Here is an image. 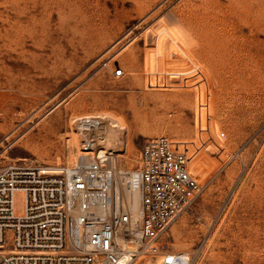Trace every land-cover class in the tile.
<instances>
[{
  "label": "rangeland",
  "instance_id": "obj_1",
  "mask_svg": "<svg viewBox=\"0 0 264 264\" xmlns=\"http://www.w3.org/2000/svg\"><path fill=\"white\" fill-rule=\"evenodd\" d=\"M219 1L226 11L220 15L236 23L214 35V50L207 48L199 64L180 55V40L193 32L176 29L182 14L197 18L212 11L202 0H0V170L23 160L71 164L67 136L78 133L81 152L87 137V126L73 116L97 113L121 123L129 135L126 151L115 154L123 171L139 168L149 137L167 136L187 155L201 193L170 226L166 248H139L133 264H155L182 250L189 252V264H264V30L257 53L243 54V12L229 13L234 10L226 6L235 0ZM79 15L101 25L91 34L77 33ZM215 47L223 51L216 55ZM120 68L124 76L117 79L113 72ZM182 74L191 86L188 103L180 91ZM197 85L200 95L208 89L215 95L200 111L206 124L195 115ZM213 119L221 131L211 135L204 129ZM109 134L110 149L117 136ZM13 198L14 215H24L25 192L17 190Z\"/></svg>",
  "mask_w": 264,
  "mask_h": 264
},
{
  "label": "built area",
  "instance_id": "obj_2",
  "mask_svg": "<svg viewBox=\"0 0 264 264\" xmlns=\"http://www.w3.org/2000/svg\"><path fill=\"white\" fill-rule=\"evenodd\" d=\"M113 76L123 77L124 70L115 69ZM82 122L85 150L74 163L23 160L0 170V264H119L133 246L164 250L170 226L199 197L202 188L187 155L167 136L149 137L140 166L131 173L130 185L142 202L133 215L125 207L117 169L106 159L114 152L91 137L103 130L104 119ZM17 190L26 195L22 216L13 211ZM189 257L169 252L165 263L188 264Z\"/></svg>",
  "mask_w": 264,
  "mask_h": 264
},
{
  "label": "bare ground",
  "instance_id": "obj_3",
  "mask_svg": "<svg viewBox=\"0 0 264 264\" xmlns=\"http://www.w3.org/2000/svg\"><path fill=\"white\" fill-rule=\"evenodd\" d=\"M11 1V0H10ZM203 3H204V8L207 6V8H211L210 10H212L211 12H209V9L207 12L209 13H206L204 10H203V15H201L200 17L198 16L197 18H195L193 15L190 17L189 15H184L182 14V19L180 20L181 22V25H179V29H176L177 31H180L182 33V35H185V34H188V33H194V36L191 38L190 36L191 35H185V37L183 38L182 35V39L180 40L181 42V56L186 58V59H189L192 63H199L201 64L200 62L201 59H203V55H205L207 52H208V49H209V52L210 51H213L214 47L212 45L213 43V40L215 39L214 38V35L217 34L219 32V30H223L224 27H226L227 25H232V27H234L236 21L235 20H232V19H229L228 16L225 14V16H221L220 14L221 13H225L226 11L224 10L223 11V7L224 5L221 3V1L219 0H202ZM230 3H232V5L235 3V6L231 5V4H227L228 6H226L227 10H234V11H231L229 13H232V12H235V11H240L242 10L243 12V40L238 44L239 45V51L240 49L243 51V54H253L255 50V48L259 45L258 43L260 42L259 41V38H258V34L259 32H262L264 30V0H235V2L233 3V1ZM231 7V8H230ZM225 8V7H224ZM200 9V8H199ZM206 9V8H205ZM74 11V10H73ZM241 12V11H240ZM241 12V13H242ZM82 15V14H80ZM79 15V16H80ZM84 15V14H83ZM233 15V14H231ZM242 15V14H241ZM73 16V15H72ZM196 16V15H195ZM235 16V15H234ZM238 15H236L234 18L236 19ZM80 17H83V16H80ZM79 17V18H80ZM240 17V16H239ZM242 17V16H241ZM74 18V17H73ZM77 18V16H75V19ZM74 19V20H75ZM94 19V18H93ZM239 18H237L238 20ZM176 20V19H175ZM179 20V19H178ZM241 21V20H240ZM179 22V21H178ZM167 24V23H166ZM172 24V23H171ZM174 24V23H173ZM178 23H176L175 25H177ZM241 24V22H240ZM76 25V24H75ZM98 25H101L100 23H94L93 21L91 20H88V17H83L81 19H78L77 18V30L78 32L77 33H81V34H91L92 32H94V30L98 29ZM238 25V24H237ZM239 26V25H238ZM166 27V26H164ZM169 27V26H168ZM171 27V25H170ZM159 29V28H158ZM162 29V28H160ZM159 29V31H160ZM173 29V27H172ZM226 29V28H225ZM233 29V28H232ZM236 29V28H234ZM240 29V28H238ZM245 29H248V33L247 31H245ZM221 30V31H222ZM80 31V32H79ZM157 31V30H156ZM163 29H162V34H163ZM241 31V30H240ZM168 33V31H166ZM176 32V31H174ZM231 31H229V34H230ZM236 32V31H235ZM239 32V31H238ZM170 33V32H169ZM168 33V35H169ZM173 33V32H172ZM177 33V32H176ZM220 33V32H219ZM241 33V32H240ZM221 34V33H220ZM235 34V33H233ZM172 35H175V34H172ZM223 35V34H222ZM231 35V34H230ZM237 35V34H236ZM235 35V37H236ZM178 36V35H177ZM216 36V35H215ZM221 37V36H220ZM223 37V36H222ZM225 37V36H224ZM228 36L226 35V38ZM241 37V38H242ZM7 38V37H6ZM172 38V37H171ZM175 38V37H174ZM172 38V39H174ZM218 38V37H217ZM230 38V37H228ZM232 38V37H231ZM165 39V38H164ZM233 39V38H232ZM175 40V39H174ZM219 40H221V38H219ZM218 40V41H219ZM224 40V38H223ZM228 42L230 41V39H226ZM172 41V40H171ZM222 41V40H221ZM219 41V42H221ZM237 41V40H236ZM235 41V43H236ZM259 41V42H258ZM215 42V41H214ZM217 42V43H219ZM223 42V41H222ZM232 42V41H231ZM10 43V42H9ZM8 43V44H9ZM177 43V42H176ZM224 43H227L224 41ZM7 44V45H8ZM220 44V43H219ZM219 44H217V46H219ZM176 45V44H175ZM215 45V43H214ZM225 45V44H224ZM257 45V46H256ZM261 45V44H260ZM216 46V47H217ZM228 45L226 44L225 47H227ZM235 46V45H233ZM256 46V47H255ZM175 47V46H174ZM215 47V49L218 51L219 48L221 49V47H219L218 49ZM224 47V46H223ZM236 47V46H235ZM264 47V46H263ZM2 48V47H1ZM208 48V49H207ZM229 48H232L231 46L227 47L226 49L228 50H225L226 52L228 51L229 52ZM238 48V47H236ZM211 49V50H210ZM258 49V48H257ZM236 50V49H235ZM260 50V49H259ZM259 50H258V53H259ZM15 51V50H14ZM17 51V50H16ZM15 51V52H16ZM180 51V50H179ZM215 51V52H217ZM219 51H223L222 50H219ZM218 51V52H219ZM224 51V53H225ZM233 51V50H232ZM208 52V54H209ZM214 52V53H215ZM217 52V53H218ZM213 53V54H214ZM257 53V51L255 52ZM254 53V54H255ZM178 54V55H179ZM212 54V53H211ZM220 52L216 55H219ZM231 54V53H229ZM242 54V52H241ZM215 55V56H216ZM223 55V53H222ZM226 55V53H225ZM236 55V54H235ZM214 56V57H215ZM229 56V55H228ZM228 56L226 59H228ZM257 56V55H256ZM135 57V56H134ZM231 57V56H230ZM234 57V56H233ZM248 57V56H247ZM246 57V58H247ZM207 58V57H206ZM219 58V56H218ZM224 58V57H223ZM224 58V59H225ZM237 58V57H236ZM184 59V60H186ZM213 59V58H212ZM210 59V64L213 65L214 63H211L213 62V60ZM217 59V58H216ZM220 59V58H219ZM231 59V58H229ZM233 59V58H232ZM183 60V61H184ZM208 60V59H207ZM223 60V59H222ZM215 61H218V60H215ZM228 61V60H227ZM244 61H247V60H244ZM249 61V60H248ZM252 61V60H251ZM207 62V61H206ZM209 62V61H208ZM207 62V63H208ZM224 63V60L221 61V63ZM216 63V62H215ZM228 63V62H227ZM244 63V62H243ZM206 64V63H205ZM204 64V65H205ZM223 64V66H224ZM207 65V64H206ZM215 65V64H214ZM220 67H221V64H219ZM245 65V63H244ZM191 66V64H190ZM208 66V65H207ZM189 67V66H188ZM216 67V66H215ZM214 67V68H215ZM213 68V70H214ZM222 68V67H221ZM227 68V66H226ZM225 68V69H226ZM182 69V68H181ZM184 69V68H183ZM186 69V68H185ZM219 69V68H217ZM224 70V68H222ZM216 71V70H215ZM206 73V72H205ZM210 73V72H209ZM215 73V72H214ZM262 73V71H261ZM209 77V76H208ZM214 77V76H213ZM211 78V77H210ZM182 84H181V87H182V95H186V97H184V99H182L183 101H185L186 103L189 102L190 100V96H191V86L188 85L187 83V80H186V77H183V74H182ZM211 80V79H210ZM214 81V80H213ZM152 82V81H151ZM153 83V82H152ZM178 85V84H176ZM201 85H204V83L202 82ZM196 89L195 91L197 90V88H200L199 85L195 86ZM194 87V88H195ZM193 88V89H194ZM210 88V87H209ZM205 89V88H204ZM178 91V93L180 92ZM194 91V92H195ZM177 93V94H178ZM201 93V92H200ZM207 96L206 94L205 95H200L199 92L196 91L195 94V115L199 116L200 119H202V121L205 123L206 119L205 117H201V113L200 111H202L203 109H205L209 104H212L213 101L215 100V95L213 94V92L208 89V92H207ZM181 93L178 95V96H182ZM193 97V95H192ZM191 97V98H192ZM179 99V98H178ZM181 99V98H180ZM83 99L81 98H78L77 100H75L74 102L75 103H78L79 105V102L82 101ZM175 100V99H174ZM182 102V101H181ZM215 102V101H214ZM191 104V103H190ZM76 105V104H75ZM184 106V105H183ZM191 107V106H190ZM193 109V107H192ZM183 110V109H182ZM179 112V111H178ZM88 118H95V120H98V119H104V127H103V132H107L106 130L110 131L108 132L111 133L109 134L110 136L114 135V136H117V139L114 140L112 139L111 141V147L110 149L112 150V152L114 153H111V157L110 156H106V159L109 160V161H112L113 163V166L115 169H117L116 171V175H117V178H118V181L120 184H122V186H120L122 188V192H123V195H124V204H125V207L126 209H128L133 215H138V213H140L141 209H142V202H141V196H140V193L136 190H134L130 183H131V173L134 172V170H126V171H123L118 165H117V159H116V155L115 154H122L124 153V151H126V144H127V141H128V138H129V135H126L127 133H125V131H123V129L125 128L123 125H120L121 123H116V122H113L112 120H109L110 117L106 118V116H104V114H94V115H86V116H73V122L76 121V124L78 125H82V126H85V122H82L83 120H87ZM98 118V119H96ZM81 120V121H79ZM206 124V123H205ZM208 124L210 125L209 127H205L204 130H208V134H213L215 131H221V129H218L217 128V122L213 119V120H210L208 122ZM76 125V126H78ZM81 126V127H82ZM216 126V127H215ZM79 127V128H81ZM86 127V126H85ZM225 133V132H224ZM222 133V134H224ZM78 133H75V132H72L68 137V141L69 142V151H67L68 153L66 154L67 155V161H73L72 163H74L81 154H83L81 152V147H83L81 145V141L78 140ZM103 135V137H99L97 140H96V144L97 145H101L102 143L104 144L103 146L106 147V148H109L106 146L107 142H106V136L108 135ZM120 135H123L124 136V141L122 142L121 145H118V141L120 140L121 136ZM105 136V137H104ZM120 136V137H119ZM44 138V137H43ZM97 138V136H96ZM103 140V141H101ZM123 140V139H122ZM49 143V142H48ZM117 143V144H116ZM129 143V142H128ZM181 143V142H179ZM182 144V143H181ZM114 145V146H113ZM68 147V146H67ZM114 150V151H113ZM47 151V150H46ZM45 151V153H46ZM44 153V152H43ZM61 154V152H59ZM58 154V153H57ZM59 154V155H60ZM48 155V154H47ZM46 156V155H45ZM128 156V155H126ZM59 157V156H58ZM60 158V157H59ZM61 162V161H60ZM58 163V161H57ZM133 249H131L132 252H129L127 253L122 259L121 261L119 262V264H133L134 262V259L136 257V253L135 251L138 249V247L136 246H133L132 247ZM172 254L174 255H178L184 259H186L187 257H189V252L187 251H177V252H172ZM168 255L167 254H164L163 256H160L161 258H159V260L155 263V264H166L165 263V259H166V256ZM190 259V257H189ZM189 264V263H188Z\"/></svg>",
  "mask_w": 264,
  "mask_h": 264
}]
</instances>
